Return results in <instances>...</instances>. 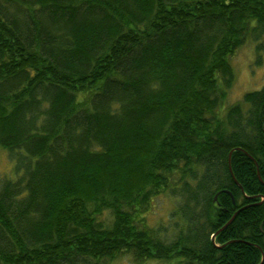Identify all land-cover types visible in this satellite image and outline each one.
Instances as JSON below:
<instances>
[{
  "label": "trees",
  "instance_id": "1",
  "mask_svg": "<svg viewBox=\"0 0 264 264\" xmlns=\"http://www.w3.org/2000/svg\"><path fill=\"white\" fill-rule=\"evenodd\" d=\"M249 39L264 0H0V264H264V86L222 111Z\"/></svg>",
  "mask_w": 264,
  "mask_h": 264
},
{
  "label": "rangeland",
  "instance_id": "2",
  "mask_svg": "<svg viewBox=\"0 0 264 264\" xmlns=\"http://www.w3.org/2000/svg\"><path fill=\"white\" fill-rule=\"evenodd\" d=\"M255 45L256 42L249 39L232 57L231 60L236 75L222 111L226 110L231 104L241 101L246 92L260 89L264 86V56L262 63L256 65L255 60L257 52ZM0 173L11 178H15L17 175L15 160L11 158L8 150L1 145ZM175 205L176 204L168 197L164 196L163 199L157 198L150 207V210H152L150 217L151 222L158 223L160 220L163 224L169 223L167 215L174 210ZM109 264H162V262L159 260H148L139 263L135 261L131 255L123 254Z\"/></svg>",
  "mask_w": 264,
  "mask_h": 264
},
{
  "label": "water",
  "instance_id": "3",
  "mask_svg": "<svg viewBox=\"0 0 264 264\" xmlns=\"http://www.w3.org/2000/svg\"><path fill=\"white\" fill-rule=\"evenodd\" d=\"M259 176H260V178H261V175H260V173H259ZM214 237V236H213Z\"/></svg>",
  "mask_w": 264,
  "mask_h": 264
}]
</instances>
